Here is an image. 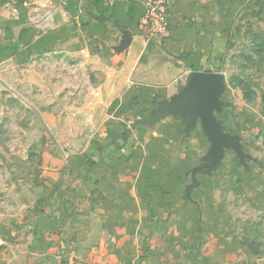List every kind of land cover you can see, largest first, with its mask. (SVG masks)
<instances>
[{
  "label": "rangeland",
  "instance_id": "rangeland-1",
  "mask_svg": "<svg viewBox=\"0 0 264 264\" xmlns=\"http://www.w3.org/2000/svg\"><path fill=\"white\" fill-rule=\"evenodd\" d=\"M143 1L138 29L146 40L163 42L170 2L163 30L145 23L154 16L147 15L150 0ZM213 2L226 38L211 71L227 83L215 116L241 154L225 150L211 172L198 171L207 165L209 141L190 138L183 120L158 111L186 86L190 68L183 66L170 95L109 87L106 82L126 73L111 69L98 43L91 41L97 56L83 54L80 37L44 53H33L31 41H23L20 55L0 69V264H132L116 259L91 197L95 165L118 158L143 162L153 187L164 182L170 196L178 195L167 205L181 229L176 241L184 239L189 247L182 248L183 261L171 264L196 258V264H264V0ZM151 68L150 74L160 72ZM179 176H187L183 186ZM188 191L197 203L194 214L184 208ZM85 192L88 210L82 213ZM185 223L197 231L185 235Z\"/></svg>",
  "mask_w": 264,
  "mask_h": 264
},
{
  "label": "crops",
  "instance_id": "crops-1",
  "mask_svg": "<svg viewBox=\"0 0 264 264\" xmlns=\"http://www.w3.org/2000/svg\"><path fill=\"white\" fill-rule=\"evenodd\" d=\"M169 2V34L163 42H158L146 40L138 29L145 11L143 0H66L65 3L59 0H0V69L20 55L23 41H31L33 53H44L65 40L81 37L83 54L97 56L91 51V41L98 43L109 54L111 69L126 73L127 77L106 82V86H141L161 89L170 95L180 84L183 66L194 72L214 70L213 66L222 59L226 37L218 28L219 17L215 16L213 0ZM151 67L160 72L150 74ZM143 130L145 127L138 132ZM176 134L180 135L178 131ZM188 135L190 138L196 136L201 143L207 140L199 126ZM137 146L136 150H140L142 144ZM95 166L97 169L92 176L97 190L90 195L94 199V215L100 222V230L109 231L116 259L132 264L183 261L186 251L182 248H188L189 244L183 242L184 239L176 241L181 229L170 219L171 210L167 205L172 197L178 201V195L170 196L164 182L162 186L158 182L153 187L155 180L149 178L143 162L118 158L115 162H100ZM177 180L183 186L187 176H179ZM151 192L155 196H151ZM88 194L81 193L82 213L88 210ZM186 200L191 205L184 208L189 212L191 207L194 214L197 203L193 196H187ZM184 226L185 235L186 230L190 235L197 231L196 225L185 223ZM197 260L191 263L196 264Z\"/></svg>",
  "mask_w": 264,
  "mask_h": 264
},
{
  "label": "water",
  "instance_id": "water-1",
  "mask_svg": "<svg viewBox=\"0 0 264 264\" xmlns=\"http://www.w3.org/2000/svg\"><path fill=\"white\" fill-rule=\"evenodd\" d=\"M226 89L227 83L223 74L211 70L192 72L186 86L181 87L178 94L158 110L162 115H174L183 120L187 135L200 125L210 143L205 158V169L210 172L220 166L225 150L241 154L240 145L236 144L233 137L223 133L215 116L222 108L221 97ZM187 196L190 198L189 191Z\"/></svg>",
  "mask_w": 264,
  "mask_h": 264
},
{
  "label": "built area",
  "instance_id": "built-area-1",
  "mask_svg": "<svg viewBox=\"0 0 264 264\" xmlns=\"http://www.w3.org/2000/svg\"><path fill=\"white\" fill-rule=\"evenodd\" d=\"M168 10H169V7H168L167 0L148 1L147 15H153L154 17L150 19L149 23L147 20H145V23L151 26L152 28L154 27V24L161 25V28L164 30L165 28L163 27L165 25V19L167 17L166 14Z\"/></svg>",
  "mask_w": 264,
  "mask_h": 264
},
{
  "label": "flooded vegetation",
  "instance_id": "flooded-vegetation-1",
  "mask_svg": "<svg viewBox=\"0 0 264 264\" xmlns=\"http://www.w3.org/2000/svg\"><path fill=\"white\" fill-rule=\"evenodd\" d=\"M198 171H199V172H204V171H206L205 166L200 167Z\"/></svg>",
  "mask_w": 264,
  "mask_h": 264
}]
</instances>
